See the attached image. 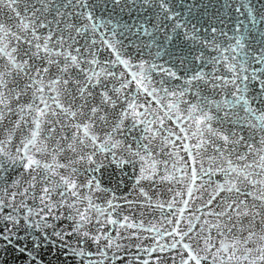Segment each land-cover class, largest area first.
Returning a JSON list of instances; mask_svg holds the SVG:
<instances>
[{
  "label": "snow or ice",
  "instance_id": "obj_1",
  "mask_svg": "<svg viewBox=\"0 0 264 264\" xmlns=\"http://www.w3.org/2000/svg\"><path fill=\"white\" fill-rule=\"evenodd\" d=\"M5 5L14 23L0 22V128L4 133L0 138V226L8 225L0 232V240L5 242L0 247H14L17 254L27 257L26 264H43L38 252L49 245L54 254L60 250L66 261L75 258L78 264L123 261L126 252L119 241L137 233L122 235L121 230L159 229L155 224L144 228L143 221L137 223L119 211L124 206L138 207L140 201L127 195L118 197L102 187V170L114 164L122 175H127L125 165L130 166L135 174L130 191L138 192L149 208L161 211L165 204H153L144 182L150 187L183 184L188 177L186 193L175 191L167 203L170 211L164 222L172 228L163 234L173 242L161 244L157 236L156 246L145 249L149 254L179 248L181 264H202L209 255L201 256L193 246L202 243L212 264H231L234 259L239 264H264V135L257 139V133L264 134V73L260 68L249 73L247 67L252 62L264 64V48L261 55L244 51L245 41L251 47L249 34L258 22L254 13L259 11V19L264 21V0H236L234 21L230 15L212 18L221 27H204L203 18L200 26L192 23L193 6L180 0L175 8L173 0H0V8ZM149 8L152 14L143 16ZM116 9L130 16L136 9V23L114 22ZM245 14L248 23L241 19ZM150 20L155 22L148 27ZM229 24L234 33L231 37L225 30ZM100 29L106 33L100 32L97 40ZM133 36L135 40L130 39ZM141 36L149 37V43L143 44ZM217 37L230 42L221 49ZM181 40L186 49L179 46ZM259 42L264 45V40ZM130 45L141 56L145 49L149 55L154 50L153 61L134 63L126 51ZM103 49L115 59L101 60ZM238 49L242 58L232 56L235 63L224 65L231 76L217 75L220 57L227 61L224 53ZM205 50L217 51L220 57L207 56ZM160 59L164 63H158ZM177 63L186 70L183 77L173 70ZM120 65L130 79L115 71ZM209 65L212 71L206 72ZM133 67L139 71H131ZM153 72L161 74L158 82ZM173 80L182 83L174 85ZM254 81L258 89L249 95ZM189 94L194 102L187 98ZM217 95L222 98L215 99ZM141 96L151 100L141 102ZM165 99L168 102L162 104ZM152 101L158 109L152 108ZM181 104L187 107L182 110ZM167 121L179 131L167 127ZM5 122L11 127L3 128ZM246 128L247 139L241 134ZM17 133L19 144L12 152L9 146ZM157 138L162 141L158 150L153 146ZM193 139L195 144L187 142ZM169 148L167 155L176 156L177 161L183 159L181 150L193 163L202 151H211L215 155L208 159L222 160L224 165L203 171L201 163L203 174L195 167L189 174L186 163L182 168L174 163L169 170L168 161L160 158ZM10 173H15L11 181ZM217 174L222 180L212 179ZM120 183L123 185L122 179ZM208 187L212 191L203 205L207 211L195 216L200 230L196 231L191 213L189 227L182 230L190 201L201 198V189L207 191ZM100 191H110L103 204L96 202L95 193ZM180 203L182 207L177 206ZM201 216L205 217L202 222ZM169 217H175L174 224ZM21 220L25 222L23 235L18 231ZM17 240L24 243L17 244ZM102 240L107 243L101 246ZM89 241L96 252L85 248ZM113 248L116 252L110 256Z\"/></svg>",
  "mask_w": 264,
  "mask_h": 264
},
{
  "label": "water",
  "instance_id": "obj_2",
  "mask_svg": "<svg viewBox=\"0 0 264 264\" xmlns=\"http://www.w3.org/2000/svg\"><path fill=\"white\" fill-rule=\"evenodd\" d=\"M134 2H138V0H134ZM181 4L183 3H188L193 6L192 9V23L197 24V26H200L198 22L201 21L204 27H208L210 24L212 26H217L221 27V25L215 23V21L212 19L213 17L219 15L221 19H224L226 15H230L233 19L235 20L236 17V12H235V7H236V0H180ZM250 2H254V0H250ZM226 3H231L232 7L231 8H225L224 5ZM177 4V0H173V7L175 8ZM20 8H23V5L20 6ZM181 12L184 11V8L181 6L179 9ZM112 11V10H110ZM243 11V9H241ZM207 13V15H205ZM152 14V9L149 8L147 12H144L142 15L143 16H150ZM13 14L10 12V10L5 6L0 8V22H4L6 25H10L14 23L13 20L9 19ZM107 15V13L105 14ZM257 17V23L255 25V28L253 30V33L249 34L251 37L250 43L251 47H247V44L249 41H245L246 43V48L244 51H247L249 53H255L256 55H261V48H264V45H262L259 41L264 40V21H260V12L257 11L254 13ZM137 16V11L136 9H133L131 16L127 11L121 13L118 9L115 10V17H114V22L119 21L120 23H129V24H135L136 20L134 19ZM241 19H244L245 23H248V17L247 14H245L244 17H241ZM154 20H150L149 24L147 25L150 27L152 23H154ZM232 25L229 24L228 28L225 30L228 31L229 37L234 35V33L231 31ZM135 31V29H133ZM100 32H105V29H100L97 33L96 39L99 40V34ZM210 32V29H209ZM210 38V37H209ZM130 39L135 40L136 37H130ZM140 40L143 42V44H148L149 43V37L147 36H141ZM229 39L226 37H217L216 43L220 44L221 49L226 47L229 44ZM125 44H128V40L124 41ZM179 46L181 48L186 49V45L184 42L181 40L178 42ZM231 43H235L234 40L231 41ZM99 46V45H98ZM127 53L130 54L131 59L134 63L139 62L141 59L148 60L149 62L153 61L154 58V50L153 54L149 55L148 54V49H145L144 55L141 56L138 54L137 50L133 46H129L126 49ZM205 55L207 56H216L220 57V53L214 50H205ZM243 53L238 49L236 52H225L224 56L228 57V60L225 61L222 57L221 59V64L217 65L216 67L219 69V71L216 73L217 75H225V76H231V73L227 72L226 67L224 66L227 63H235V61L232 60V56H236L237 59L239 60L242 58ZM101 60H109V59H115L113 54L107 50L103 49L101 51L100 57ZM167 59V58H164ZM164 59H160L157 62L158 63H164ZM172 66V65H168ZM195 66V62L193 63V68ZM248 67V72L250 73L253 69L255 68H260L262 70V73H264V64H256L252 62L250 66ZM174 71H177V74L181 77L184 76L185 74V69H182L179 67V64L177 63L173 67ZM116 72H124L125 73V78L130 79V74L122 65L118 66L115 69ZM131 71H139L138 68L133 67ZM206 72H211L212 71V66L209 65L208 68L205 69ZM237 71H239V66H237ZM261 75V74H258ZM153 79L154 81H159L161 79V74L158 72H153ZM261 79H264V75H261ZM182 83L181 80H173L172 84L174 85H180ZM119 87V84L116 85ZM167 86V85H165ZM132 88L135 87L133 84L131 86ZM250 92L249 95H254L255 92L258 89V84L257 82H253L252 85H250ZM163 95V93H161ZM189 100H193L194 98L189 94L187 97ZM222 97L217 95L215 99L220 100ZM231 99V97H229ZM141 102L147 103V101L151 100V97H146V96H141L140 97ZM168 102L167 99L162 100V104H166ZM79 103V101H77ZM158 105L155 103V101H152V108L158 109ZM187 106L184 104H181V109L184 110ZM162 115V113H161ZM243 115V113H241ZM167 127L172 128L174 131H179L175 126L173 125L172 121H167ZM11 125H9L7 122L3 125V128H10ZM246 139L249 137V130L246 128L242 133H241ZM4 135L3 129L0 128V138H2ZM163 135H166V133H163ZM260 135H264L261 133H257V139H259ZM19 139H20V134L17 133L16 136L14 137V142L12 145L9 146L10 150L12 152H15V146L19 144ZM190 144H195L196 140L193 139L191 141H187ZM178 145L180 144V141L176 142ZM153 146L158 150L160 147H162V141L160 138H157L156 141L153 142ZM257 147L259 145L257 144ZM171 149H166L165 153L161 154V159L167 160L168 165H169V170H171L172 165L175 163L176 167L182 168L185 163L188 165L187 171L190 174L191 168L195 167L198 172H201V163L203 164V171H207L210 167L215 168L217 164L219 165H224V161L222 160H217L215 162L210 161L208 159L209 155H215V153L209 151L207 153L201 152L200 156L196 157V163H193V160L188 157V155L184 151H179V157H183L182 160L177 161L176 156L169 157L167 155V152L170 151ZM243 151L244 149H240ZM195 155V153H194ZM234 159V157H233ZM251 159V158H250ZM63 171V170H61ZM103 171V176L101 178V185L104 189H109L112 191H115L116 195L118 197H123L125 195L128 196V199L130 200H137L140 201L141 204L138 207H133L132 209H129L127 206L122 207L119 209L122 215H128L132 219H134L137 223L140 221H143L144 228H149L153 224L156 225L157 229H159V232H148L144 231L143 229L137 228V229H128L127 231L121 230L122 235H129L132 232H136L137 236L136 237H131L130 239H125V240H120L119 243L122 245V251L126 252L125 259L123 261H113L111 264H143L144 261H148V264H181V255H179V248L173 249L170 251H155L151 252L149 254V251H145V249L151 250L153 247L156 246V237H160V243L164 245H170L173 240L171 237L164 235L163 233L165 231H171L172 225H169L164 222V216L170 211L167 207V203L172 199L174 192L175 191H182L186 193L187 186L189 184L188 177L184 178V183L183 184H176V183H157L154 187L148 186L147 182H144V187L145 191L148 192L149 196L152 197L153 204L159 202L165 204V208L163 211L159 208H149L147 205L143 203L144 198L138 194L136 191H130L132 189V184H133V177L134 173L131 170V167L128 165H125L123 172L127 173V175H122L121 171L116 168V166L113 164L105 169ZM201 174H203L201 172ZM15 173H10L8 176L9 181L13 178ZM176 176H180L181 173L177 172L175 173ZM123 180V185H121L120 180ZM213 180H222V176L217 174L212 177ZM81 182H84V177H81ZM197 184H200L201 181H197ZM172 189V191H169V189ZM212 191L211 187L207 188V191L204 189H201V192L203 193V196L201 198H197L194 201H190V207L187 209L185 212V219L181 221L180 227L182 230L186 231L187 228L189 227V224L187 223L189 214H194L192 217V223L196 224V231H199L201 228V224L197 223L195 221V216H199L200 212L207 211V209L203 208V205L207 202L208 200V193ZM199 197V193L197 194ZM223 195V193H222ZM95 196L98 198L96 200L97 203L103 204L110 198V191H100L96 192ZM180 198H177L179 201ZM184 199H187V196L185 195ZM178 207H182V203L177 205ZM200 211H197V210ZM7 211V210H6ZM170 219L173 220V224L175 223V217H169ZM205 219V217L201 216V222ZM210 221L213 220V217H207ZM24 221H20V228L18 229L20 235H23L25 232L24 229ZM62 224H66L67 222L62 221ZM8 225L5 224L3 226H0V232L4 231V227H7ZM68 227H71V225H67ZM14 231H17V229H13ZM258 232L260 231V226L257 225ZM105 232L108 231V228L106 227L104 229ZM112 236L115 237L116 233L113 231ZM72 237H69V240H72ZM178 239V237H177ZM217 240L219 239L218 237L216 238ZM187 242V241H185ZM4 241L0 240V246L4 245ZM17 244H23L24 241L17 240ZM107 243V241L102 240L101 241V246L103 244ZM27 245L29 249H32V243L31 241H27ZM138 246V247H137ZM196 251L199 252L201 256L203 255H209V259L206 261H202V264H212V259L211 255L207 253L206 251L203 250L204 245L201 243L199 247H196V245H193ZM254 245H249V247H253ZM217 247H219V244L217 243ZM85 248L88 251L91 252H96L97 247L89 241L86 245ZM213 252H215V249H212ZM114 252H116L115 248L109 250V255L111 256ZM120 254V253H117ZM183 257L187 258V252L183 253ZM38 258L43 262V264H78L77 260L75 258H72L71 261H66L61 254L60 250H56L55 254L53 252V248L51 245H49L46 249L41 248L38 252ZM98 258V257H97ZM158 258V259H157ZM27 262V257L24 256L23 254H17L16 250L14 247H0V264H26ZM32 264H36L35 261H32ZM80 264H83V262H80ZM104 264H110L109 261H105ZM190 264H194V262H190ZM231 264H239L237 260H233Z\"/></svg>",
  "mask_w": 264,
  "mask_h": 264
}]
</instances>
